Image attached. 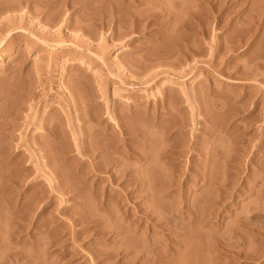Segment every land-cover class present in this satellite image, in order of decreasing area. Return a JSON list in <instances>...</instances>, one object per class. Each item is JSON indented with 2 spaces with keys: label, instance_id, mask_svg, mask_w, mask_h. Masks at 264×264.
<instances>
[{
  "label": "rangeland",
  "instance_id": "374dc122",
  "mask_svg": "<svg viewBox=\"0 0 264 264\" xmlns=\"http://www.w3.org/2000/svg\"><path fill=\"white\" fill-rule=\"evenodd\" d=\"M23 1L0 13V264H264V0L0 9Z\"/></svg>",
  "mask_w": 264,
  "mask_h": 264
},
{
  "label": "bare ground",
  "instance_id": "6f19581e",
  "mask_svg": "<svg viewBox=\"0 0 264 264\" xmlns=\"http://www.w3.org/2000/svg\"><path fill=\"white\" fill-rule=\"evenodd\" d=\"M38 2V1H37ZM122 2V1H121ZM25 2L23 1V3H18V4H6L4 7H3V10L2 9H0V13L1 14H4V13H9V12H12V11H15L16 10V8H17V6H20L21 4L23 5ZM28 3V0L26 1V4ZM43 2H38V4H40L39 5V7H41V5H43V4H45V5H43V7H42V10H41V8H39V10L40 11H38L39 12V15L40 14H44V7L47 5L48 6V4L47 3H43ZM127 3H129L130 4V6H137V4L139 3V0H127ZM28 7H30V5H28ZM166 8V7H165ZM169 9V8H168ZM38 10V9H37ZM42 12V13H41ZM37 15V12L35 13V10H34V12L32 13V15ZM45 18V14L43 15V17L41 18V20H43ZM135 20V22L137 23V24H143V22L142 21H140V20H137V19H134ZM151 23H154L153 21L151 22ZM20 29V26L19 27H17V28H8V29H6V28H4L3 27V25H1L0 24V33H2L1 35H0V53H2V52H4L5 50H7V48L10 46V44H11V38H12V36H13V34H16V33H14V31L15 30H19ZM18 33V32H17ZM58 45H61V43H58ZM185 57H186V54L184 55ZM12 80H14V78L12 77L11 79H10V81H12ZM3 94H2V92L0 91V103H1V101L3 100ZM169 114H171V113H168V115ZM80 116V115H79ZM168 117H172V114H171V116H167V118ZM3 117H2V115H0V120L2 119ZM4 119L6 120V119H8L7 117H4ZM169 119V118H168ZM59 125L58 124H56V123H54V124H52L51 125V127L52 128H57ZM121 129V128H120ZM91 130H92V128H91ZM90 130V131H91ZM91 133H92V131H91ZM92 134H94V133H92ZM92 134H89V138H91V135ZM119 135H121V134H119ZM122 135H124V133H122ZM45 136V141H46V143H47V145L49 144V145H56V147H58V145H60L61 144V142H60V138L59 137H57L56 136V133H53V132H49V133H47V134H45L44 135ZM103 136H104V134H103ZM123 140V139H122ZM90 144H91V147H92V150H95V144L94 143H92V142H90ZM169 148H170V146H168ZM168 147H165V151H163L165 154H168V153H170L169 151H167V149H168ZM172 148V147H171ZM170 148V149H171ZM169 149V150H170ZM42 152H43V157L45 158H49L51 155H50V151L48 150V148L47 147H44V148H42ZM163 152L162 153H160V157H163L162 155H164L163 154ZM172 153H173V151H172ZM172 153H170V155L172 154ZM162 154V155H161ZM174 154V156H176L175 155V152L173 153ZM56 156H57V153H56ZM136 158L137 159H139L138 157H141V155L140 154H136ZM165 156V155H164ZM173 157V156H172ZM171 156H169V159L170 158H172ZM163 158H165V157H163ZM166 159H167V156H166ZM167 159L168 161H170V160H172V159H174V157L172 158V159ZM13 161V160H12ZM58 162L60 163L61 161L60 160H58ZM14 165V164H13ZM58 172V171H57ZM118 173H119V175L120 176H126V174H127V170H125V169H122V170H119L118 171ZM57 174H59L60 175V173L58 172ZM62 184V181L61 180H59V184ZM13 187H14V184H13ZM15 188V187H14ZM12 199H13V196L11 197ZM12 201V200H11ZM16 204V202H14V201H12V202H10V205H9V207H4V208H6V211H7V213L9 214V217H8V220L9 221H11L12 220V222L13 223H18L17 221H15V219L17 220V217L14 215L15 213H14V208H15V205ZM1 206L2 205H0V210L2 209L1 208ZM3 207V206H2ZM44 209V208H43ZM29 212H33V214H34V212H35V208H30V210H29ZM31 214V213H30ZM32 214V215H33ZM12 215H13V217H12ZM31 215V216H32ZM15 216V217H14ZM10 217H12V219L10 218ZM25 221V220H24ZM25 223V225H27V223L28 224H30L31 222L30 221H28L27 223L26 222H24ZM0 224H1V222H0ZM0 231H1V229H0ZM14 235H16V233H13ZM13 234H12V237H13ZM17 237H19V236H17ZM16 238V236H14V239ZM10 251V250H9ZM10 252H12V250L10 251ZM10 252H8L12 257H13V259H15V257L18 255V254H20L19 252H16V251H13L12 253H10Z\"/></svg>",
  "mask_w": 264,
  "mask_h": 264
}]
</instances>
